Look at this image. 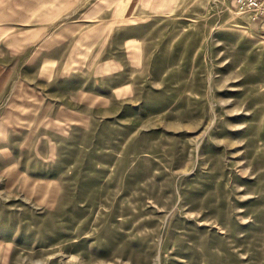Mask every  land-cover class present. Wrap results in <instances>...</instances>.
<instances>
[{"label":"rangeland","instance_id":"obj_1","mask_svg":"<svg viewBox=\"0 0 264 264\" xmlns=\"http://www.w3.org/2000/svg\"><path fill=\"white\" fill-rule=\"evenodd\" d=\"M261 19L238 0H0V264H264ZM77 20L99 21V111L8 107L80 89V42L51 40L77 48L57 70L31 54L39 22Z\"/></svg>","mask_w":264,"mask_h":264},{"label":"crops","instance_id":"obj_2","mask_svg":"<svg viewBox=\"0 0 264 264\" xmlns=\"http://www.w3.org/2000/svg\"><path fill=\"white\" fill-rule=\"evenodd\" d=\"M96 7L99 9V6H91L90 8ZM89 9V8H88ZM91 10H84L82 13H89ZM96 12H99L97 10ZM87 18V17H86ZM85 18V19H86ZM261 22L257 21L258 27L264 29V19H261ZM36 29H41L42 37L36 40H33V44H38V48H34L31 52L32 60L37 61V64L33 62V65H37V71L40 70V62H43L44 65L54 68L55 70L60 68L61 62L66 60H72L76 62L77 58V48L73 47V44L65 43L63 45H58V43L51 44V40L55 39L59 42L75 41L80 42L81 47L84 49V58L86 63L81 67V78L79 80L80 89L76 91L75 95H72V90L68 91L65 88H55L53 96L50 92L45 90H39V87L35 90H31L33 94L29 101L20 102L16 101L8 107L18 108L23 106V108L31 109L29 116L33 119H42L44 115L41 114V109L52 110L48 111L51 115L53 121L61 123H84L91 117H87L84 114H81L76 111V109H95L99 111V21H84L77 20L72 22H39L35 27ZM73 30L72 32H66L65 30ZM78 30V31H77ZM73 50V51H72ZM35 55H38V59ZM91 63L89 67V62ZM75 67H72L74 69ZM44 74L38 72L39 77H43ZM57 77V76H56ZM77 78V77H76ZM58 79V78H57ZM75 82V80H72ZM50 80H47L49 84ZM46 94H48L46 96ZM41 96L44 99H41ZM113 104L111 107H117L118 102L112 100ZM48 115V114H45ZM99 112H97V118ZM96 118V117H94Z\"/></svg>","mask_w":264,"mask_h":264},{"label":"built area","instance_id":"obj_3","mask_svg":"<svg viewBox=\"0 0 264 264\" xmlns=\"http://www.w3.org/2000/svg\"><path fill=\"white\" fill-rule=\"evenodd\" d=\"M242 12H253L254 18L264 17V0H238Z\"/></svg>","mask_w":264,"mask_h":264}]
</instances>
